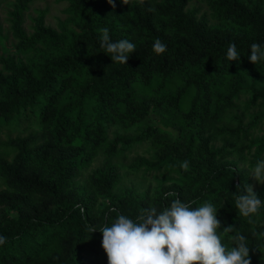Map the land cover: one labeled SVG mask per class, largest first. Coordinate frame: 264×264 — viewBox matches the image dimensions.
<instances>
[{
  "label": "trees",
  "instance_id": "1",
  "mask_svg": "<svg viewBox=\"0 0 264 264\" xmlns=\"http://www.w3.org/2000/svg\"><path fill=\"white\" fill-rule=\"evenodd\" d=\"M64 1L70 9L61 32L44 25L32 36L24 31L32 0H15L10 13L18 50L38 54V63L0 56L7 72H0L6 138L0 140V235L7 237L0 264H84V254L102 246V233H91L90 225L99 230L119 214L136 219L146 208L162 210L176 198L168 193L195 202L192 207L214 204L226 247L235 246L230 237L243 235L252 264H264L258 261L264 207L250 217L239 214L232 194L248 176L228 163L246 161L255 147V166L264 138L252 139L251 132L264 112L236 127L223 123L243 93L251 96L247 109L264 105V61L248 58L252 43L264 45V0H207L218 26L208 25V15L197 19L199 9L186 10L187 0H113L115 7L108 0ZM104 27L113 42L135 44L128 64L112 63L100 48ZM156 39L167 46L162 55L152 51ZM232 43L239 61L226 59ZM116 126L126 132L138 126L136 136L111 135ZM218 138L222 146H212ZM149 139L157 153L128 167L171 175V187L154 195L124 188L112 163ZM98 156L105 163L89 176V189L77 178ZM256 194L264 201V192Z\"/></svg>",
  "mask_w": 264,
  "mask_h": 264
},
{
  "label": "clouds",
  "instance_id": "2",
  "mask_svg": "<svg viewBox=\"0 0 264 264\" xmlns=\"http://www.w3.org/2000/svg\"><path fill=\"white\" fill-rule=\"evenodd\" d=\"M108 3L115 7L113 0H108ZM149 11L153 9L149 8ZM98 31L99 46L109 54L112 63L128 64L129 57L135 53V44L129 40L113 42L107 27ZM166 50V44L156 39L152 51L162 55ZM250 52L248 58L252 64L264 61V45L252 43ZM240 58L235 43L230 44L226 59L232 62ZM180 167L187 170L188 161H183ZM250 175L264 185V159L256 162ZM237 190L239 194L232 195L241 216L250 217L264 207V201L256 194L253 185L244 183L237 186ZM167 195L176 198L162 210L146 208L136 219L119 214L99 230L94 225L88 227L91 233H102V248L108 264H252L245 236L237 234L230 237L235 242L230 249L222 241L218 233L221 221L214 204L204 202L192 207L195 202H184L176 193ZM223 230L230 233L233 227ZM5 243L7 237L0 235V246Z\"/></svg>",
  "mask_w": 264,
  "mask_h": 264
},
{
  "label": "rangeland",
  "instance_id": "3",
  "mask_svg": "<svg viewBox=\"0 0 264 264\" xmlns=\"http://www.w3.org/2000/svg\"><path fill=\"white\" fill-rule=\"evenodd\" d=\"M15 0H0V56L4 58H13L16 63L31 66L38 63V54H26L24 51L18 50L19 40L14 37L11 31L10 24V13L13 12ZM199 9L197 12V19H202L205 15H208L209 24L218 26L215 20L210 17V9L207 5V0H187V9ZM70 9V3L64 0H32L28 11L25 13L23 29L29 35L32 36L36 33V29L40 25H44L47 28H52L55 31L61 32L62 24L69 19L68 11ZM33 63V64H32ZM0 72L6 74L4 66L0 64ZM251 96L249 94L243 93L238 98L234 100L235 107L229 109L223 117V123L236 127L238 125V120L240 119L245 124L254 120V116L262 114L264 112V105L261 104L256 108L247 109V103L250 101ZM262 102V101H261ZM260 102V103H261ZM151 123V121H145ZM153 123V120H152ZM155 123V124H154ZM154 125H162L160 120L154 122ZM22 126L20 129H22ZM138 126L132 130V132H126L119 126L112 127L111 135L117 133L126 136H136V131ZM7 132V129L4 130ZM20 130H16L12 133L16 136ZM209 133V132H208ZM5 132L0 134V140L5 141ZM209 136V134H204ZM112 136V138H113ZM252 139H262L264 138V121H260L258 125L251 132ZM248 143V142H245ZM211 145L216 147H221L222 142L220 139H216L211 142ZM257 148H253L251 152H246L247 160L241 161L238 158H229L228 163L240 170L245 172L248 176L249 184L254 186L255 192H264V185L259 184L255 179L252 178L251 169L252 162L257 157ZM157 153L152 140H147L145 142L134 143L131 148L123 152L122 154L113 158L112 163L118 170L119 175L122 178L121 183L124 188H130L132 185L138 186L141 192H145L150 189L152 195L157 191L166 190L171 187L170 176L168 172L161 170H152L145 173L143 168L140 173H133L129 169V165L136 162L138 159H152L154 154ZM264 159V150L259 155L258 160ZM105 159L103 156H98L93 160L89 169H83L80 172V177L77 181L90 189V183L88 181L89 176L97 169H101L104 166ZM85 262L84 264H107V255L104 252L102 246H97L95 249H91L89 252L84 254ZM259 262L264 261V255L258 257Z\"/></svg>",
  "mask_w": 264,
  "mask_h": 264
}]
</instances>
